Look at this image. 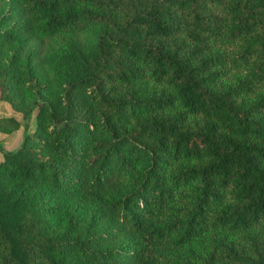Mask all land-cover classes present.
I'll list each match as a JSON object with an SVG mask.
<instances>
[{"label": "trees", "instance_id": "obj_1", "mask_svg": "<svg viewBox=\"0 0 264 264\" xmlns=\"http://www.w3.org/2000/svg\"><path fill=\"white\" fill-rule=\"evenodd\" d=\"M0 100V264H264V0H0Z\"/></svg>", "mask_w": 264, "mask_h": 264}, {"label": "rangeland", "instance_id": "obj_2", "mask_svg": "<svg viewBox=\"0 0 264 264\" xmlns=\"http://www.w3.org/2000/svg\"><path fill=\"white\" fill-rule=\"evenodd\" d=\"M54 40L52 42H54L56 44L57 47L62 48V47H67V45L69 44L68 41V34H66L65 32H59L53 35L52 37ZM26 101L31 104L34 100H38V98L41 97H46L45 95H42L41 92L39 90H33L32 92H27L26 94ZM0 117H14L15 119L19 120L22 130H23V123L24 120L22 118V113L19 111L14 110L11 105L6 102V101H1L0 100ZM35 125V117L32 116V118L30 119L28 126H29V130H32V128ZM23 136V135H22ZM4 145H8V147L11 150H14L16 147V143L12 142L10 144H6L3 140L0 141V146L4 147ZM5 149V148H4ZM3 155L2 152L0 151V159H2Z\"/></svg>", "mask_w": 264, "mask_h": 264}, {"label": "crops", "instance_id": "obj_3", "mask_svg": "<svg viewBox=\"0 0 264 264\" xmlns=\"http://www.w3.org/2000/svg\"><path fill=\"white\" fill-rule=\"evenodd\" d=\"M17 121L19 122V120H17ZM22 135H23V130H22V127L20 125V127L18 129H16L15 131H13L12 133H4V132L0 131V141L3 140L6 144H10V143L14 142V143H16L15 149H17L21 144ZM3 148H5L6 150H11L8 147V145H4Z\"/></svg>", "mask_w": 264, "mask_h": 264}]
</instances>
